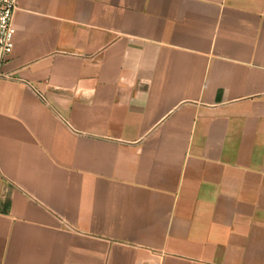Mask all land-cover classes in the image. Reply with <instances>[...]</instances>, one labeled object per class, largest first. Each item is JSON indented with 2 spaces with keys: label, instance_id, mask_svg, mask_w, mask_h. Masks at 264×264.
<instances>
[{
  "label": "crops",
  "instance_id": "crops-1",
  "mask_svg": "<svg viewBox=\"0 0 264 264\" xmlns=\"http://www.w3.org/2000/svg\"><path fill=\"white\" fill-rule=\"evenodd\" d=\"M0 60V264H264V0H18Z\"/></svg>",
  "mask_w": 264,
  "mask_h": 264
},
{
  "label": "built area",
  "instance_id": "built-area-1",
  "mask_svg": "<svg viewBox=\"0 0 264 264\" xmlns=\"http://www.w3.org/2000/svg\"><path fill=\"white\" fill-rule=\"evenodd\" d=\"M18 0H0V60H4L14 49V35L16 29L13 25Z\"/></svg>",
  "mask_w": 264,
  "mask_h": 264
}]
</instances>
